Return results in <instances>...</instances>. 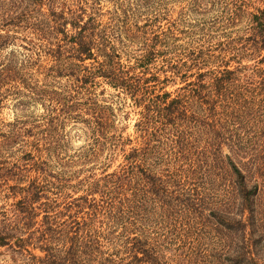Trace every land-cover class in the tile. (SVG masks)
Listing matches in <instances>:
<instances>
[{
	"label": "rangeland",
	"instance_id": "374dc122",
	"mask_svg": "<svg viewBox=\"0 0 264 264\" xmlns=\"http://www.w3.org/2000/svg\"><path fill=\"white\" fill-rule=\"evenodd\" d=\"M29 9L31 26L0 28V222L2 215L13 216L31 188L42 198L33 204L34 233L18 234L25 241L22 249L14 241L0 247V264H26L30 255L37 264H46L41 247L51 251L55 264L70 259L77 264H133L134 256L142 257L132 246L136 235L146 237L149 249V262L140 264H204L191 250L210 246V237L167 220L139 170H124L127 156L142 147L135 127L142 108L134 106L127 90L114 88L93 69L99 58L83 64L94 78L84 83L79 76L76 81L70 65L75 62L64 54L57 64L50 53L53 46L36 25L46 24L51 11L68 18L92 17L98 33L138 78L143 71L136 59L156 40L159 54L148 71L157 78L150 83L155 91L181 98L188 114L229 126V132L236 130L241 138L264 146V27L253 21L258 10L264 11V0H33ZM201 90L209 95L208 104L197 98ZM60 100L74 107L70 115L55 110L63 106ZM247 109L249 116L243 113ZM185 125L201 130L197 121ZM204 130L201 137V131H187L189 148L196 143L198 154L212 139ZM257 182L263 195L264 178ZM224 183L219 178L215 185L224 189ZM201 184L207 187L205 180ZM223 194L217 199H224ZM228 201L234 199L225 198L223 204ZM260 202L264 234V195ZM122 209L130 216L147 209V234L118 216Z\"/></svg>",
	"mask_w": 264,
	"mask_h": 264
},
{
	"label": "trees",
	"instance_id": "16d2710c",
	"mask_svg": "<svg viewBox=\"0 0 264 264\" xmlns=\"http://www.w3.org/2000/svg\"><path fill=\"white\" fill-rule=\"evenodd\" d=\"M24 2L26 3L23 5ZM32 5L33 0H0V28L19 26L21 23L31 26L28 21L31 18L33 9L29 8ZM257 12L259 16L254 15L253 21L257 27L263 29L264 11ZM47 17L46 24L42 22L36 26L41 38L47 41L48 46H53L50 53L58 60L57 64H60L59 58L68 54V59L75 62L70 64L72 71L78 74H72L75 80L80 81V76L84 83H88L94 78V72L83 64L86 60L99 58L101 61L98 67L93 69L100 77L109 79L114 88L127 90L133 98L134 106L142 108L141 117L135 126L142 139V147L134 148L132 154L127 156L129 163L124 170H139L148 192L155 199L159 210L165 211L167 220L174 221L179 226L182 222L188 228H195L196 233H206L210 237V246L199 245L202 250L192 248L194 252L190 249L197 261L204 264H264V253H261L264 234L260 232L263 231L262 220L258 218L262 202L260 200L264 194L262 195L257 182L264 178V146L259 145L253 138H241L236 130L229 132V126L217 127L214 121L207 122L205 118L202 120L199 116L188 114L187 109L183 108L184 102L181 98L171 99L170 93L155 91L150 83L157 82V78L148 71L159 54L154 49L156 40L153 39L155 43L150 51L143 50V54L136 59L137 67L143 71L138 78L130 74L131 67L121 63L114 47L98 33L97 23L92 17L86 19L79 14L68 18L62 12L52 11ZM50 39L54 40V45ZM226 74L231 73L227 71ZM143 75L149 76L142 78ZM219 82L223 85L221 90L224 89L222 79ZM202 92L196 91V96L202 100V105L208 104L209 95ZM59 103L63 106L55 110L63 115L68 116L67 113L74 109L67 102L60 100ZM214 109L211 106L209 112L214 113ZM243 113L250 115L248 109ZM231 116L234 121L236 116ZM196 121L201 123V130L196 125H185L191 122L194 124ZM205 128H208L207 132L210 134L208 139H212L207 142L204 153L198 154L196 143L193 148L192 145L189 148L188 138L191 135L187 131L194 134L201 131L198 136L201 137L206 132ZM260 132L264 135V128ZM262 141L264 143L263 139ZM224 148L227 153L223 152ZM190 149H193L192 154H189ZM152 170L180 171L162 174ZM196 170L204 171H199V174ZM219 178L226 182L224 189L221 185H215ZM203 180L207 187L201 184ZM128 182L129 180L125 181ZM220 192L226 194H223L222 200L216 197ZM41 195L31 188L30 193L19 201V205L16 204L11 218L2 215L0 247H10L13 241L19 249L24 247L25 241L18 234L28 231L31 237L30 233H34L35 230L30 231L37 217L33 204L42 198ZM231 197L234 199L232 203L228 201L223 204L225 198L229 200ZM127 211L128 209L118 210L117 215L123 216L128 225L147 234L144 222L151 213L145 209L140 211L142 215L132 211L130 216ZM142 237L145 236L133 237V248L142 252L141 258L134 256L133 264L149 262L148 242ZM40 249L46 253V264L56 263L51 251L42 247ZM73 261L70 259L67 263L63 260L58 264H77ZM26 264H37L34 256L30 255Z\"/></svg>",
	"mask_w": 264,
	"mask_h": 264
}]
</instances>
